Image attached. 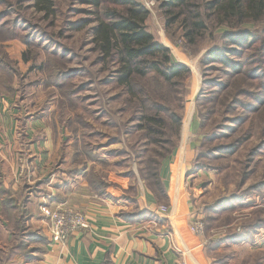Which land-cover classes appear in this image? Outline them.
<instances>
[{
	"label": "rangeland",
	"instance_id": "rangeland-1",
	"mask_svg": "<svg viewBox=\"0 0 264 264\" xmlns=\"http://www.w3.org/2000/svg\"><path fill=\"white\" fill-rule=\"evenodd\" d=\"M140 1L150 11L148 26L155 38L170 49L174 61L190 70L165 104L181 119L178 134H171L173 145L167 146V157L157 163V178L151 174L150 160L158 158L160 147L150 140L145 145L143 131L129 122L131 111H126L117 98L119 90L108 84L110 68L93 49L90 31L94 24L86 22L83 28L65 31L63 38L58 36L65 25L64 13L82 7L75 1L59 2L57 17L52 21L36 9L34 0H0V134L9 133L18 142L26 141L30 122L42 120L44 126L32 131V140L52 139L57 153L47 175L65 173L72 178L83 174L89 191L103 196L111 186H120L110 178L112 173L126 177L129 187L123 198L127 200L136 196L143 183L164 204L159 206L166 208L164 214L170 209L173 214L174 209L188 212L189 228L198 238L192 247L199 255L193 253L194 264L199 259L204 264H264V152L251 161L249 158L264 140V107L250 113L248 120L238 126L233 136L243 135L244 142L234 152L217 156L216 145L232 138L209 137L220 130L221 124L230 123L224 121L226 117L243 111L238 107L233 114L226 113L233 100L228 86L232 80L228 81L224 73L228 68L219 62L208 67L203 61L210 46L222 45L223 29L211 26L200 48H190L182 38V30L166 26L161 7L166 0H156L149 7L150 0ZM258 26L261 24L254 28ZM69 33L72 37L67 39ZM48 36L73 54L65 58L54 55ZM41 37L46 39L40 41ZM43 63L46 66L41 69ZM72 69L76 70L74 76L63 87L56 86L61 81L56 76L62 71L70 74ZM216 82L228 86L221 95ZM248 83L249 78L239 76L242 91L235 97L248 98L243 92ZM253 118L255 126L250 130ZM24 150L20 143L19 164L26 176L32 159L26 158ZM175 173L180 174L176 177ZM160 178L164 196L154 184ZM60 206L78 208L73 204Z\"/></svg>",
	"mask_w": 264,
	"mask_h": 264
},
{
	"label": "trees",
	"instance_id": "trees-1",
	"mask_svg": "<svg viewBox=\"0 0 264 264\" xmlns=\"http://www.w3.org/2000/svg\"><path fill=\"white\" fill-rule=\"evenodd\" d=\"M61 1L34 0V4L38 11L54 21L57 17V5ZM67 1H75L74 3H79L82 7H73L70 9L71 13H64L65 25L58 36L63 38L65 31L81 29L86 22L94 24L90 31L93 49L102 63L110 68L108 84L119 90L117 98L122 100L126 111H131L129 122L136 129L143 131L141 137L146 139L143 140L145 145L150 144V140L151 144L155 143L160 147L156 151L158 158L150 160L151 174L157 178V163L167 157V146L173 145L171 134H178L177 128L181 119L177 111L165 104L174 87L182 86V81L189 74V67L174 61L170 49L155 38L148 26L150 11L140 0ZM161 7L165 14L166 26H176L179 31L182 30V38L190 48H200V42L210 34L211 26L223 29L222 45L210 46L203 56V61L208 67L214 62H219L228 68L224 69V73L228 76V81L232 80L228 86L232 89L230 95L233 100L226 113L233 114L238 107L243 108L242 113L226 117L224 121L230 123L221 124L220 130L209 137L216 140L232 138L225 143H218L215 149L219 157L232 153L245 138L243 135L233 136L237 133L238 126L248 120L250 113L260 112L264 107V0H166L162 2ZM80 15L85 17H78ZM255 24L261 26L254 28ZM71 37L69 33L67 39ZM45 39L41 37L40 41ZM48 40L54 55L60 54L65 58L73 54L57 39L49 37ZM45 66L46 63H43L41 69ZM75 71L69 70L70 74L62 71L56 76L61 80L59 84L54 82L56 86L64 85L69 77L74 76ZM239 76L249 78L243 92L252 99L250 102L246 101L248 98L245 100L235 97L242 91L241 85L239 87L238 84ZM216 84L221 95L226 85L223 86L221 82ZM254 126L253 118L249 125L250 130H253ZM164 136H167V139H164ZM263 150L264 140H261L254 151L250 152V161L255 155L264 152ZM154 184L158 186L156 191L159 195L164 196L165 188L161 178L154 181ZM144 212L123 211L122 215L129 219L137 215L140 219ZM19 225L22 228V224ZM40 237L35 234L26 235V239Z\"/></svg>",
	"mask_w": 264,
	"mask_h": 264
},
{
	"label": "crops",
	"instance_id": "crops-1",
	"mask_svg": "<svg viewBox=\"0 0 264 264\" xmlns=\"http://www.w3.org/2000/svg\"><path fill=\"white\" fill-rule=\"evenodd\" d=\"M43 126L42 120L30 122L26 141L18 142L9 133L0 134V264L195 263L193 253L198 252L192 247L198 238L189 228L188 212L174 209L173 214L170 209L164 214L159 210L164 204L143 183L136 196L127 200L123 198L129 187L126 177L112 173L110 178L120 186H111L103 196L89 191L83 174L72 178L65 173L47 175L57 156L53 141L32 140V131ZM20 143L26 148V158L32 159L26 176L19 164ZM70 204L87 213L90 228L73 234L65 244L54 243L42 208ZM138 208L146 212L140 219L122 215L124 210ZM29 234L41 237L26 239ZM197 264L204 263L199 259Z\"/></svg>",
	"mask_w": 264,
	"mask_h": 264
},
{
	"label": "built area",
	"instance_id": "built-area-1",
	"mask_svg": "<svg viewBox=\"0 0 264 264\" xmlns=\"http://www.w3.org/2000/svg\"><path fill=\"white\" fill-rule=\"evenodd\" d=\"M156 0H150V5ZM161 212H165V207H160ZM42 211L49 221L50 237L52 242L65 244L69 238L79 232L90 228L91 221L87 213L79 208L56 206L54 208L44 206Z\"/></svg>",
	"mask_w": 264,
	"mask_h": 264
}]
</instances>
